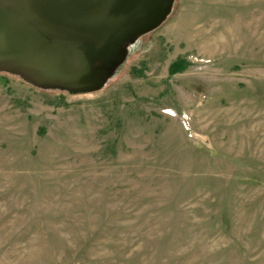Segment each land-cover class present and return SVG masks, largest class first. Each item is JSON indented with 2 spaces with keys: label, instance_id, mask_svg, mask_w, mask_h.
<instances>
[{
  "label": "rangeland",
  "instance_id": "rangeland-1",
  "mask_svg": "<svg viewBox=\"0 0 264 264\" xmlns=\"http://www.w3.org/2000/svg\"><path fill=\"white\" fill-rule=\"evenodd\" d=\"M101 90L0 73V264H264V0H174Z\"/></svg>",
  "mask_w": 264,
  "mask_h": 264
},
{
  "label": "water",
  "instance_id": "water-1",
  "mask_svg": "<svg viewBox=\"0 0 264 264\" xmlns=\"http://www.w3.org/2000/svg\"><path fill=\"white\" fill-rule=\"evenodd\" d=\"M174 0H0V73L42 89L94 93L158 28Z\"/></svg>",
  "mask_w": 264,
  "mask_h": 264
}]
</instances>
